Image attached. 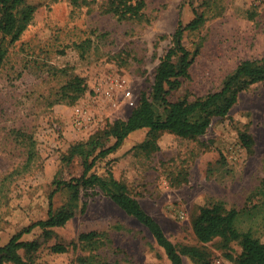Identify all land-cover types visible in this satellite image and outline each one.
Returning <instances> with one entry per match:
<instances>
[{
	"label": "rangeland",
	"instance_id": "1",
	"mask_svg": "<svg viewBox=\"0 0 264 264\" xmlns=\"http://www.w3.org/2000/svg\"><path fill=\"white\" fill-rule=\"evenodd\" d=\"M25 1L34 6L33 17L18 40L3 41L6 56L0 67V246L46 218L59 170L66 180L82 174L79 159L70 165L62 161L69 147L109 122L126 119L134 107L127 104L125 91L136 104L151 91L179 20L186 24L202 17L184 34L185 46L198 54L191 77L173 92V100L217 90L239 62L264 58V0H145L143 16L129 20L102 13L106 0L79 7L68 0ZM74 75L84 79L86 90L71 102L63 86ZM77 107L91 115L89 124L74 123ZM146 136L145 128L132 132L91 172L110 171L178 250H198L197 258L183 254V264H235L238 242L217 237L200 243L193 232L192 219L214 203L238 211V228L264 242V82L243 90L228 113L212 117L196 139L164 131L156 141L159 149L147 154L137 147ZM69 194L62 187L54 205L66 202ZM82 199L85 211L54 228L56 237L37 251L39 262L78 264L77 257L87 254L78 245L60 254L49 246L77 244L78 234L97 231L111 240L104 247L110 260L170 264L149 230L98 189L82 193ZM22 239L42 241L41 229Z\"/></svg>",
	"mask_w": 264,
	"mask_h": 264
},
{
	"label": "trees",
	"instance_id": "2",
	"mask_svg": "<svg viewBox=\"0 0 264 264\" xmlns=\"http://www.w3.org/2000/svg\"><path fill=\"white\" fill-rule=\"evenodd\" d=\"M68 1L73 7L89 4L88 0ZM145 5V0H106L101 4L100 10L116 16L118 20H129L142 17ZM33 12L34 6L27 4L25 0H0V67L6 56L3 41L5 38H9V42L18 40L31 21ZM201 22V16L186 24L178 21L171 35L172 44L156 67L151 91L141 95L126 119L109 122L85 141L69 147L62 161L70 165L75 158L79 159L83 168L82 174L68 180L63 178L61 170L55 174L52 190L48 195L46 218L23 227L1 245L0 264H42L37 260V251L42 243L56 237L54 228L65 225L78 212L85 211L87 201L82 199V193L97 189L149 230L157 244L164 249L170 264H183V254L200 257L198 250L193 247L178 250L160 224L131 195L124 182L114 178L110 171L106 175H100L91 170L98 160L119 149L129 134L140 129H147V136L137 147L147 154L159 149L156 141L164 131L185 139H196L205 134L212 117L225 116L228 113L243 90L254 83L264 82V58L246 59L225 76L217 90L193 99L186 96L171 99L173 92L182 86L184 80L191 77L190 67L198 54V49L192 51L185 46L184 34ZM63 90L71 92L70 99L74 102L84 94L85 81L74 75L63 86ZM242 138L248 147L250 141L244 135ZM30 154L28 160L32 158V153ZM62 187L70 190L69 197L63 204L55 206L54 195ZM237 220L238 211L227 210L221 203H214L199 210L192 219V229L200 243H207L217 237L225 242H238L241 252L236 257L235 264H264V242L254 237L250 231H241ZM36 228L41 229L42 241L22 239L23 235L30 234ZM76 241L77 244L75 241H56L48 249L53 254H60L78 245L87 251V254L77 257L78 264H151L123 258L110 260L104 247H110L111 240L103 232H82L78 234Z\"/></svg>",
	"mask_w": 264,
	"mask_h": 264
},
{
	"label": "built area",
	"instance_id": "3",
	"mask_svg": "<svg viewBox=\"0 0 264 264\" xmlns=\"http://www.w3.org/2000/svg\"><path fill=\"white\" fill-rule=\"evenodd\" d=\"M124 95V98L127 102V104L131 107H135L136 106V102L135 100L132 99V96H131V92L130 91H125L123 93ZM92 120V117L91 115H89L87 113V111H85L84 109L82 108H79L77 107L75 109V114H74V123L77 125V126H84V125H87L90 123V121Z\"/></svg>",
	"mask_w": 264,
	"mask_h": 264
}]
</instances>
